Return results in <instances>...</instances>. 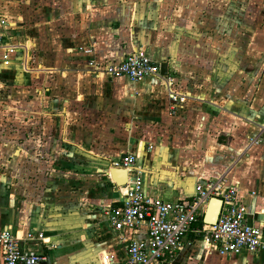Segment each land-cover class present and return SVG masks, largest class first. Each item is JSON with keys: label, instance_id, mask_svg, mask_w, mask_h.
<instances>
[{"label": "crops", "instance_id": "1", "mask_svg": "<svg viewBox=\"0 0 264 264\" xmlns=\"http://www.w3.org/2000/svg\"><path fill=\"white\" fill-rule=\"evenodd\" d=\"M254 1L233 31L231 0H0L12 46L0 48V230L47 264H123L100 209L121 199L111 170L127 153L147 194L190 198L222 178L264 227V77L233 76L264 60V0ZM140 48L167 63L163 78L88 66ZM172 264H264V252L221 254L197 239Z\"/></svg>", "mask_w": 264, "mask_h": 264}, {"label": "built area", "instance_id": "2", "mask_svg": "<svg viewBox=\"0 0 264 264\" xmlns=\"http://www.w3.org/2000/svg\"><path fill=\"white\" fill-rule=\"evenodd\" d=\"M1 47L12 50L3 33H0ZM88 66L99 75L126 77L134 82L164 77L160 62L154 61L142 48L117 61L91 59ZM170 98L175 100L177 96L170 94ZM136 162L137 156L133 153L113 162L112 167L126 169L127 181L121 185L124 190L119 203L100 209L125 245L127 256L123 264H172L177 253L192 247L197 239L205 249L215 248L221 254L241 250L264 252V227L249 222L247 206L236 184L226 185L222 178L200 181L192 197L167 201L144 191L143 170ZM213 199L221 201L218 217L213 223H205L203 215ZM42 237L41 232H29L26 239L41 240ZM0 252L3 264H37L46 260L26 250L21 239L7 228L0 230Z\"/></svg>", "mask_w": 264, "mask_h": 264}, {"label": "rangeland", "instance_id": "3", "mask_svg": "<svg viewBox=\"0 0 264 264\" xmlns=\"http://www.w3.org/2000/svg\"><path fill=\"white\" fill-rule=\"evenodd\" d=\"M249 1L251 0H231L232 4H231V8H228L229 7V4L226 5V9H229V11L231 12V16L233 18V24H232V27H233V31L236 30V28H238L240 22V17H241V14L243 11V6H246L247 4V7H251L252 6V3L250 4ZM37 2V1H36ZM253 2H255L253 0ZM24 6H25V3H24ZM253 6H255V3H253ZM30 8L32 7L31 5L29 6ZM36 8V7H35ZM246 10V8H245ZM15 13V12H14ZM242 18H243V14H242ZM236 25V27H235ZM236 33H232V38L231 40H235L236 42L233 41V43H237V41L241 44H243V37H238V36H235ZM237 48H233V50H236ZM241 50L243 52V48H238V51ZM237 58V61L235 63V65H238L239 64V57H235ZM260 63L259 64H255L254 61L252 62H249V64L251 65L247 70H246V73L244 72L243 70V66H238V68H233L235 71H233V76L237 77V76H240L243 78V76H252V77H256V78H259V77H264V60L260 59Z\"/></svg>", "mask_w": 264, "mask_h": 264}, {"label": "water", "instance_id": "4", "mask_svg": "<svg viewBox=\"0 0 264 264\" xmlns=\"http://www.w3.org/2000/svg\"><path fill=\"white\" fill-rule=\"evenodd\" d=\"M160 68H161V74L163 76H165L167 74V63L161 62ZM111 171H112V174L114 176H116V182L118 185H123L127 181L126 169L113 167ZM213 201H215L216 204H215L214 208L212 209L211 213L208 214V211H206L203 215V221L205 223H213L216 221V219L218 217L221 201L219 199H213ZM39 264H47V261L42 260L39 262Z\"/></svg>", "mask_w": 264, "mask_h": 264}, {"label": "bare ground", "instance_id": "5", "mask_svg": "<svg viewBox=\"0 0 264 264\" xmlns=\"http://www.w3.org/2000/svg\"><path fill=\"white\" fill-rule=\"evenodd\" d=\"M215 204H216V202L212 200V201H211V204H210V207H209V210H208V214L211 213V211H212V209L214 208Z\"/></svg>", "mask_w": 264, "mask_h": 264}, {"label": "trees", "instance_id": "6", "mask_svg": "<svg viewBox=\"0 0 264 264\" xmlns=\"http://www.w3.org/2000/svg\"><path fill=\"white\" fill-rule=\"evenodd\" d=\"M202 223V219L201 218H199V224H201Z\"/></svg>", "mask_w": 264, "mask_h": 264}]
</instances>
